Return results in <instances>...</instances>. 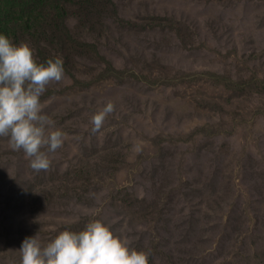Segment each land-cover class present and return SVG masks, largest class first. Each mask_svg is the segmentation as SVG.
Here are the masks:
<instances>
[{
	"label": "rangeland",
	"instance_id": "obj_1",
	"mask_svg": "<svg viewBox=\"0 0 264 264\" xmlns=\"http://www.w3.org/2000/svg\"><path fill=\"white\" fill-rule=\"evenodd\" d=\"M0 32L65 68L49 168L0 136V264L94 219L150 264H264V0H0Z\"/></svg>",
	"mask_w": 264,
	"mask_h": 264
},
{
	"label": "clouds",
	"instance_id": "obj_2",
	"mask_svg": "<svg viewBox=\"0 0 264 264\" xmlns=\"http://www.w3.org/2000/svg\"><path fill=\"white\" fill-rule=\"evenodd\" d=\"M64 75L61 56L39 61L29 42L14 43L0 32V136L9 137L14 150L22 149L36 171L49 168V153L64 142L65 132L44 113L41 101L47 85ZM112 109L108 102L92 117L96 128ZM19 250L21 264H150L149 251L133 247L128 236L101 219L79 231L65 229L47 243L38 233L28 236Z\"/></svg>",
	"mask_w": 264,
	"mask_h": 264
},
{
	"label": "trees",
	"instance_id": "obj_3",
	"mask_svg": "<svg viewBox=\"0 0 264 264\" xmlns=\"http://www.w3.org/2000/svg\"><path fill=\"white\" fill-rule=\"evenodd\" d=\"M24 26V28H26V25L23 23V21H21V26Z\"/></svg>",
	"mask_w": 264,
	"mask_h": 264
}]
</instances>
